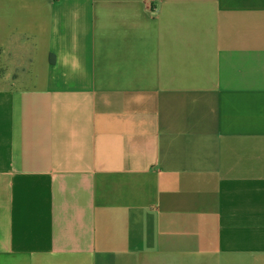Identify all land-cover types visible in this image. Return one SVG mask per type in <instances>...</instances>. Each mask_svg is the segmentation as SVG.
<instances>
[{"label":"crops","instance_id":"0c3cea01","mask_svg":"<svg viewBox=\"0 0 264 264\" xmlns=\"http://www.w3.org/2000/svg\"><path fill=\"white\" fill-rule=\"evenodd\" d=\"M0 264H264V0H0Z\"/></svg>","mask_w":264,"mask_h":264},{"label":"rangeland","instance_id":"374dc122","mask_svg":"<svg viewBox=\"0 0 264 264\" xmlns=\"http://www.w3.org/2000/svg\"><path fill=\"white\" fill-rule=\"evenodd\" d=\"M0 61L2 62V60L0 59ZM4 63H1V65H0V80L2 79V78H5V79H3L2 80V84H7L8 83V79H6V77H7V72L6 73H3L2 72V70H3V65Z\"/></svg>","mask_w":264,"mask_h":264}]
</instances>
